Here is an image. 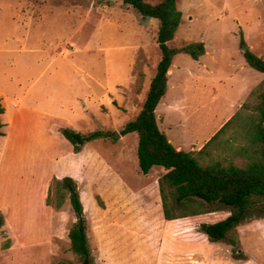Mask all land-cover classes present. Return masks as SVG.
I'll list each match as a JSON object with an SVG mask.
<instances>
[{"label": "rangeland", "instance_id": "374dc122", "mask_svg": "<svg viewBox=\"0 0 264 264\" xmlns=\"http://www.w3.org/2000/svg\"><path fill=\"white\" fill-rule=\"evenodd\" d=\"M178 8L182 22L170 43L205 42L212 70L200 72L187 54L174 57L169 85L176 76L185 83L180 92L186 125L183 132L168 128L164 105L159 124L172 137H182L185 149L191 141L189 150H199L242 95L231 61L233 52L243 51L240 35L264 58V0H179ZM158 29L157 19H147L121 0H0V87L22 105L8 138L0 139L2 173L12 193L22 200L29 193V225L20 228L22 237L48 235L41 206L47 204L50 187L54 206L56 178L72 176L91 251L82 260L71 249L68 234L76 216L67 196L58 208V237L4 249L9 236L1 234L0 264H264L263 214L251 212L237 226L238 246L212 241L202 230L204 223L229 216L232 206L210 204L209 212L167 220L159 186L164 168L143 174L138 134H122L139 114L156 73ZM249 70L247 78L260 84L264 73ZM172 94L173 89L169 98ZM32 110L47 114L46 120ZM67 127L82 134L103 130L108 136L87 142L78 153L61 132ZM12 157L18 158L14 167Z\"/></svg>", "mask_w": 264, "mask_h": 264}, {"label": "trees", "instance_id": "16d2710c", "mask_svg": "<svg viewBox=\"0 0 264 264\" xmlns=\"http://www.w3.org/2000/svg\"><path fill=\"white\" fill-rule=\"evenodd\" d=\"M144 17L159 21L157 42L161 52L156 73L151 80L143 106L133 120L126 123L122 134H138L137 154L139 168L148 174L154 167H162L159 181L164 217L173 220L209 212V205L220 203L235 210L225 219L204 223L203 232L212 241H228L239 245L237 226L251 212L264 215V79L248 95L242 107L199 150L177 149L161 129L157 107L168 91L169 72L174 57L184 53L199 60L206 53L203 41L183 42L174 46L182 22L179 0H121ZM245 45L243 34L240 35ZM247 64L264 73V58L254 51L243 50ZM5 107L0 97V135H4L2 114ZM62 134L73 145L75 152L108 132L95 130L82 134L71 128H62ZM69 196L76 221L69 230L72 251L82 260L91 256L87 223L79 187L71 176L56 178L54 206L60 208ZM52 205L50 187L47 200ZM5 215L0 211V235L6 234ZM11 247L8 237L2 244ZM58 264H72L62 260Z\"/></svg>", "mask_w": 264, "mask_h": 264}, {"label": "crops", "instance_id": "0c3cea01", "mask_svg": "<svg viewBox=\"0 0 264 264\" xmlns=\"http://www.w3.org/2000/svg\"><path fill=\"white\" fill-rule=\"evenodd\" d=\"M207 46H206V49H207ZM208 53L209 51L207 49L206 53L203 56H201L199 60H196L199 63L198 69L200 72H206L209 69H211L210 63L207 60ZM231 61L233 63H236L235 72H233L232 74H235V76L242 82V95L240 96L238 104L234 106V109L231 110V112L226 116L223 123L220 124V126L212 133L211 137L229 119H231V117H233V115L242 107L244 101L247 99L250 92L259 83V80L253 83L247 78L246 71H250L249 69L252 67H250L247 64L242 53L233 52L231 56ZM170 70L173 71V63H172V67ZM192 74L194 75V71L192 73L190 72L188 73V75H190L191 77H192ZM169 80H170V77H169ZM184 85L185 83L182 82L180 78L177 79V76L174 77V82L172 86L169 85V81H168V91L165 94V96L162 98L160 104L157 107V113L159 116L158 111L161 108V105H164L163 109H164L165 119H166V122L169 123L168 128H173V130L177 129L182 132L184 131L186 120L181 115L184 114L183 111L186 108L184 107V102H185L184 96L182 92L180 91L182 87H184ZM172 89H173V94L169 98V94L172 91ZM0 97L2 98V103L5 107V112L2 114V121L5 123V126L3 128L4 135H0V139H1V138H4L5 136L6 138H8L9 136L8 127L9 128L15 127L18 114L20 110L22 109V105H21L20 99H16L12 95H10L2 87H0ZM12 108H13V111L11 112ZM32 111L35 112L36 116L38 115L39 118L42 120H46L45 117L48 116L47 114L42 113V112H38L35 110H32ZM33 116H35V114H33ZM170 117H172L171 120H170ZM168 120L171 122L176 121V124L173 125ZM164 131L168 135L169 140L173 143V145L177 149L190 151L189 149L192 146L191 141L188 142L187 149H185V142L182 139V137L180 136L177 137L175 135L172 137L167 132V128H165ZM211 137H208L207 140H209ZM1 146H2V141L0 140V211H2L5 215V224L3 226V229L8 234L12 242V245L9 249H13L16 246L24 248V247H28L31 245H40V244L51 242V240L54 239V237H58V235L62 231V216H60L61 214H59L60 212L57 207L52 206V205H47L46 203L44 206H41V208L44 210V212L48 216V220H47L48 235L42 239H37L35 237H32V238L27 237L25 239V237H22L23 232L21 231L20 228L22 227L26 228L25 225L27 226L29 225L27 221L28 215L26 213V211L31 207V204L29 203V193L27 190L26 195L23 197L24 199L22 200V198L19 197L20 195L18 194V192L15 191L14 193H12L11 190L7 188V184H6L7 178L3 175L5 172L2 173L5 167H4V160L1 155ZM17 161H18L17 157H12L11 164H13V167L16 166V164L18 163ZM53 174H54L53 172H50L46 180L44 181L43 188H42L44 200L46 198V194H47V190L50 185V182L53 178ZM56 220H57V224L55 223ZM32 226L33 227L35 226L34 222L32 223Z\"/></svg>", "mask_w": 264, "mask_h": 264}, {"label": "water", "instance_id": "95a60500", "mask_svg": "<svg viewBox=\"0 0 264 264\" xmlns=\"http://www.w3.org/2000/svg\"><path fill=\"white\" fill-rule=\"evenodd\" d=\"M147 19H151L152 17H150V16H148V17H146ZM250 48V46L249 45H247V44H245V45H243V47H242V49L243 50H247V49H249ZM168 72H169V70H168ZM119 134H115V137H117Z\"/></svg>", "mask_w": 264, "mask_h": 264}]
</instances>
